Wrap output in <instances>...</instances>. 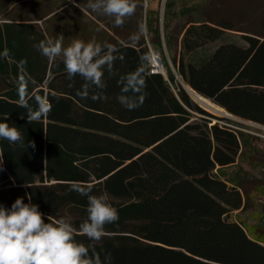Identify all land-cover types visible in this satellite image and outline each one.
Returning a JSON list of instances; mask_svg holds the SVG:
<instances>
[{"label": "trees", "instance_id": "16d2710c", "mask_svg": "<svg viewBox=\"0 0 264 264\" xmlns=\"http://www.w3.org/2000/svg\"><path fill=\"white\" fill-rule=\"evenodd\" d=\"M59 4L50 0L49 39L65 46L74 38L107 41L123 59L95 90L102 99H91V88L81 98L76 90L84 81H69L60 57L15 46L17 35L46 40L41 30L30 22L17 31L0 24V121L17 126L26 144L35 142L0 140V202L30 196L46 216H69L78 228L87 199L71 186H88L106 192L119 211L93 244L111 252L112 264H264V216H243L261 187L251 188L255 177L238 166L250 134L214 122L228 118L205 109L181 83L264 124V0H204L200 7L165 0L162 16L153 0H135L138 25L146 26L135 40L130 23L104 26L73 3L71 12L56 11ZM82 18L88 21L74 23ZM164 45L174 66L166 63L168 76L150 71L151 49L164 53ZM131 72L141 74L145 88L143 103L128 110L116 97L120 76ZM20 81L29 96L50 102L40 121L29 122L19 107ZM75 237L88 244L78 231Z\"/></svg>", "mask_w": 264, "mask_h": 264}, {"label": "clouds", "instance_id": "9594fccd", "mask_svg": "<svg viewBox=\"0 0 264 264\" xmlns=\"http://www.w3.org/2000/svg\"><path fill=\"white\" fill-rule=\"evenodd\" d=\"M87 7L113 17L114 24L119 26L134 13L136 4L135 0H87ZM145 31L146 26L140 23L138 32L130 38L138 39ZM35 47L50 60L60 57L66 78L72 81L78 76L84 81L76 95L88 98L91 88L93 100L103 98L102 92L95 90L106 87L105 73L111 75L114 62L123 59L113 44L95 38L87 41L74 38L66 46L62 38L46 39L40 40ZM119 83L118 102L128 110L139 107L144 100L145 88L141 74L131 72L120 76ZM23 85L24 82L20 81L17 88L18 105L25 109L29 122L40 121L48 115L51 104L46 96H29ZM0 140L35 147L34 141L26 144L21 130L6 121H0ZM2 168L3 155L0 154V170ZM71 189L87 199V215L78 228L69 216H46L30 196L27 202L24 196H19L10 206L0 202V264H112L111 252L97 251L93 244L103 238L105 225L119 218L118 209L109 202L106 192L93 194L90 187L78 184H73ZM77 231L87 237V245L76 239Z\"/></svg>", "mask_w": 264, "mask_h": 264}, {"label": "rangeland", "instance_id": "374dc122", "mask_svg": "<svg viewBox=\"0 0 264 264\" xmlns=\"http://www.w3.org/2000/svg\"><path fill=\"white\" fill-rule=\"evenodd\" d=\"M68 1V4H65L63 0H55L56 3H60L59 5H64L63 7H66L70 9V12L73 11L71 8L70 3H77V0H64ZM84 4L85 10H90L91 12L87 11L91 17L101 23L102 25L105 26L107 25H114V18L109 17L97 12H93L90 8L87 7V0H81ZM193 1H195V5L197 7L202 6L204 0H174L175 6L178 7L181 4H186L189 3L191 4ZM164 0H153V7L157 8L162 11V5H163ZM80 5V4H79ZM81 6V5H80ZM93 14V15H92ZM81 21H87L85 18H82L78 20V22ZM130 23L131 24V29L133 30H138V15H136L135 11L131 16H128L124 19V23ZM123 23V24H124ZM145 33V32H144ZM164 53L158 49H151V55L152 53L157 55L162 62L163 66L165 67L166 71L163 72L165 76H168L167 73V65L171 67V69L174 70V66L172 64V61L170 59V56L168 55V51L166 49V46H163ZM150 55V56H151ZM160 70V69H158ZM161 71V70H160ZM203 106V105H202ZM204 107V106H203ZM217 117H226L222 116L221 114L208 109L204 107ZM232 121H229L228 119H218V118H213L212 120L219 121L221 124H225L228 126H231L235 129H240L243 130L247 133L250 134L248 137L249 142L251 141V144H249V147L247 149V154L244 156L243 159H239L238 166L242 167L245 171L249 173V175L256 180H253L252 182H249L248 185H250L251 188H257L258 186L261 185L259 191H255L253 189V198L250 202V206L247 209L246 213H243V216L248 219L249 222L256 221L255 217H263L264 216V124L258 123V122H253V121H246V120H239V119H234L230 117H226ZM237 166H229L227 167V171L232 172ZM259 188V187H258ZM257 188V189H258Z\"/></svg>", "mask_w": 264, "mask_h": 264}, {"label": "crops", "instance_id": "0c3cea01", "mask_svg": "<svg viewBox=\"0 0 264 264\" xmlns=\"http://www.w3.org/2000/svg\"><path fill=\"white\" fill-rule=\"evenodd\" d=\"M28 1L31 0H0V24L3 25L4 23H12L15 26H12L11 28L17 31L21 28L19 26L20 24L30 22L34 24V29L41 30L45 34L46 39H49L48 28L49 17L51 16V13L49 11L50 0H37L36 6H33L32 3L28 5ZM71 4L72 3H70V5ZM2 5L6 8H2ZM75 5H77L80 9H82L89 15V13L87 12L88 10L86 11L81 4V6L79 4ZM63 6L64 5H61L56 11L66 8ZM78 20L80 19H74V23L76 22V24H78L82 22H78ZM40 40H43V38H40L39 35L34 34H32L28 38H26L24 34L20 36L17 35V37L14 39V41L18 43L15 46L21 47L24 52H32L34 49H36L35 45ZM11 75V77H14L12 73ZM2 84L3 83L0 79V85Z\"/></svg>", "mask_w": 264, "mask_h": 264}, {"label": "water", "instance_id": "95a60500", "mask_svg": "<svg viewBox=\"0 0 264 264\" xmlns=\"http://www.w3.org/2000/svg\"><path fill=\"white\" fill-rule=\"evenodd\" d=\"M164 3H165V0L163 2V5H162V11H161V16L163 15V11H164ZM146 4H147V1H146ZM160 71V70H158ZM162 72V71H160ZM163 73V72H162ZM164 74V73H163ZM181 83L183 84V86L185 87V89L189 92V94L192 96V98L198 102L196 99H198V97L196 96V94L198 92H196L194 89H192L189 85H187L183 80H181ZM200 96H204L200 93H198ZM205 97V96H204ZM208 98V97H206ZM209 100H211L210 98H208ZM212 101V100H211ZM204 102V101H203ZM213 102V101H212ZM199 103V102H198ZM205 103V102H204ZM217 107H212V110L221 114L222 116H226V117H230V118H234V119H239V120H246V119H243L241 117H238V116H235L233 115L232 113L228 112L224 107H222L221 105L213 102ZM200 104V103H199ZM201 105V104H200ZM246 121H250V120H246ZM251 122V121H250Z\"/></svg>", "mask_w": 264, "mask_h": 264}, {"label": "bare ground", "instance_id": "6f19581e", "mask_svg": "<svg viewBox=\"0 0 264 264\" xmlns=\"http://www.w3.org/2000/svg\"><path fill=\"white\" fill-rule=\"evenodd\" d=\"M153 63H154V66L158 69H160L161 71L165 72L166 69L165 67L163 66L162 62L158 59V57L155 55V58L152 59ZM196 96L198 97V99H196L201 105H203L204 107L208 108V109H211V106L212 107H217L211 100H209L208 98L204 97V96H200L198 93L196 94ZM205 103H204V102Z\"/></svg>", "mask_w": 264, "mask_h": 264}, {"label": "built area", "instance_id": "2783aa9c", "mask_svg": "<svg viewBox=\"0 0 264 264\" xmlns=\"http://www.w3.org/2000/svg\"><path fill=\"white\" fill-rule=\"evenodd\" d=\"M157 56V55H156ZM158 57V56H157ZM155 58V54H153L152 53V55L150 56V65H151V69H150V71L151 72H155V71H158V68H156L155 66H154V63L152 62L153 60L152 59H154ZM158 59H159V57H158ZM160 60V59H159Z\"/></svg>", "mask_w": 264, "mask_h": 264}]
</instances>
